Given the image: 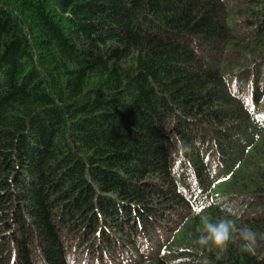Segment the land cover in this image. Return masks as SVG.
Instances as JSON below:
<instances>
[{"label":"trees","instance_id":"1","mask_svg":"<svg viewBox=\"0 0 264 264\" xmlns=\"http://www.w3.org/2000/svg\"><path fill=\"white\" fill-rule=\"evenodd\" d=\"M171 262L264 264V0H0V264Z\"/></svg>","mask_w":264,"mask_h":264},{"label":"clouds","instance_id":"2","mask_svg":"<svg viewBox=\"0 0 264 264\" xmlns=\"http://www.w3.org/2000/svg\"><path fill=\"white\" fill-rule=\"evenodd\" d=\"M217 202H219V199H217ZM256 240V233L251 228L247 226L236 228L232 219L225 218L214 222L204 216L200 234L194 243L200 249L209 252L215 250L217 259H219L220 254L226 252L229 244L234 241L238 242L240 251L254 255ZM171 264H174V262H171Z\"/></svg>","mask_w":264,"mask_h":264}]
</instances>
